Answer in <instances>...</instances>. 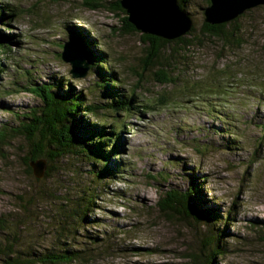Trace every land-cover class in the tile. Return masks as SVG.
<instances>
[{
  "label": "rangeland",
  "instance_id": "obj_1",
  "mask_svg": "<svg viewBox=\"0 0 264 264\" xmlns=\"http://www.w3.org/2000/svg\"><path fill=\"white\" fill-rule=\"evenodd\" d=\"M104 2L107 6L96 10L84 0H0L5 19L0 32L16 34L11 48L0 50V83L13 91L8 101L0 94L13 108H0V123L10 117L33 129L42 102L26 87L51 83L58 91L63 79L56 77L63 75L82 87L88 106H97L86 117L115 123L114 136L120 125L114 113H129L128 128L118 137L119 162L93 163L94 169H119L122 177L99 178L90 188L80 183L95 175L81 158L91 150L85 137L81 144L57 143L58 154L73 152L57 161L58 169L52 166L53 177L39 179L27 164L34 144L10 131V140L0 143L5 155L0 157V264L23 247L34 261L23 264L45 261L60 250L84 253L73 264L104 258L107 263V257L112 264H194V256L205 257L215 243L224 252L215 256V264H264V6L240 17L241 31L227 41L200 32L206 7L200 13L194 5L196 30L190 40L167 43L156 58L144 32L126 29L128 13L110 10L116 0ZM81 35L97 43L93 55L103 53L107 64L101 71L115 75L117 85L98 77L99 63L90 56L92 75L73 78L61 47ZM116 94L129 101L125 109L106 108L107 101H119ZM14 109L29 118L12 116ZM83 120H75L74 136ZM99 132L108 137L105 127ZM99 132L93 133V147L101 143L100 153H106L115 141ZM123 161L128 164H119ZM56 181L69 189V198L83 197L87 188L81 224L82 217L58 216V206L48 208L47 194H54ZM195 188L189 198L185 191ZM169 189L185 194L187 205L178 207L182 215L158 204ZM65 205L59 207L62 215ZM202 206L214 213L207 216Z\"/></svg>",
  "mask_w": 264,
  "mask_h": 264
},
{
  "label": "trees",
  "instance_id": "obj_2",
  "mask_svg": "<svg viewBox=\"0 0 264 264\" xmlns=\"http://www.w3.org/2000/svg\"><path fill=\"white\" fill-rule=\"evenodd\" d=\"M84 1H85V5L92 7L93 9H96V10L100 9V8H104L107 6V4H105L104 0H84ZM179 1H180V5L184 11H186V8L188 9V11H186V13L189 16H191L194 21H195L196 13L191 10L192 6L195 5L196 8L198 9V11L200 13H202L203 9L207 5L210 6L212 4L211 0H205L204 3H201V2L195 3V0H179ZM111 3H113V2H111ZM262 6H264V4L259 5V6L254 7V8H251V9H248L245 11V13H243L239 17H237L231 21L225 22V23L211 24V23H208L205 21L203 28L200 30V32L204 35L221 37L224 40L230 41L233 37L236 36L237 33H239L241 31V27L237 26V21L240 19V17H242L243 15L252 11L253 9L259 8ZM1 7H2V11L9 12L8 11L9 8L5 4H2ZM108 7L113 12H123V13L127 12V10L123 7V5L121 3V0H116V2H114V6L109 5ZM0 14H1V11H0ZM124 19L127 21V23H125L127 30H129L131 32L139 31V29H137V27L133 23L130 22L129 16H126ZM1 20L3 21L5 19L3 16L0 15V21ZM235 29H236V31H235ZM195 30H196V27L192 26L190 31L185 36L180 37L176 40H168L164 37H158V36H155L152 34L143 33V36L150 38V39H148V41L143 38V41L146 43H148V42L152 43V46H151L152 57L157 58L167 43L188 42L190 39L187 36L192 34ZM3 34H4L3 32H0V38L3 36ZM151 39H158V40H155V42H153ZM159 40H160V42H159ZM11 42H12V39L3 38V40L0 41V50H8L9 48H11V46L9 45V43H11ZM90 44H91V46L94 45V43H90ZM3 46L4 47L6 46V47L4 49H1V48H3ZM87 52H88V55L95 60L96 64L99 63V60L103 59L101 56H94L93 52L91 50H87ZM115 78H116L115 75H107V76H105V81H103V82H106V83H109L111 81L115 82ZM26 88L29 90V92H31L34 95H36L37 97H39L40 103L42 102V105L40 107L39 117L36 120H34V122H32V120H31V124H33L34 126L35 125L39 126V131L41 132L43 139H47V142H45V144H47V143L50 144L51 141L55 142L56 140L59 143H61L63 146H67L66 144L70 145L73 142L78 143L77 137L73 135L74 130L77 127V123L74 124L76 117L72 116L70 114H66V113H68V111L66 109L64 110L63 106L68 102V100H76L77 98H79V93H76V95H74V96L69 94V97L67 96V98H66V97H64V95H60V93H58L59 91H56L55 86L51 83H44V84L26 87ZM116 95L120 99H119V101H117L116 103L113 104V107L118 109V110L125 109L129 105V101L127 99H123L122 96L119 94H116ZM96 108H97L96 105H89L88 106V110L93 111ZM73 109H75V108L73 107ZM49 112H51L52 114ZM62 113H65V114H62ZM73 118H75V119L73 120ZM49 123H51V125H48ZM69 131H71V132L68 133ZM97 134L101 138L104 137L105 139H107L109 141H116L115 144L117 147L120 144L118 136L117 135L114 136L115 133L112 134L111 140L109 139V137L105 136L103 134V132H99ZM63 140L66 142H69V143H63ZM93 148L97 152H100L103 150V146L101 145V143L97 144L98 149H95V145ZM42 153H43L42 146L34 145V151L29 155V160H36L38 157L41 156ZM54 156H55V153H54ZM57 157L59 159H63V156L61 154H59V155L57 154ZM100 171H102V170H100ZM96 172H97V170H96ZM50 174H52L51 171H49L47 173L48 177L50 176ZM203 179L204 178H202V179L200 178L201 181H203ZM52 188L56 194H58L62 199H64L66 201L68 207L71 209V211L74 214H79L81 212V210L84 211L85 202L83 201V205H82V203L79 200V196L77 197L79 201L76 198H73L70 200V198L68 197L69 189L66 188L63 184H60L58 181H56V184L52 185ZM196 190H197L196 188L195 189H189V190H186L185 193L190 198L193 194L196 193ZM83 192H84L83 198H85L86 193H87V188L83 189ZM180 192H181V189H179V190L178 189L167 190L165 195L163 197H161V199L159 200L158 204L163 209L173 210L177 214L182 215L184 210L180 209L178 207H185L187 205V199H186L185 194H181ZM47 195L50 196L52 194L48 193ZM95 195H96V192H95ZM209 212L214 213V211H212V210H209ZM81 217H82V219H81L79 224H81V222L84 219H86V213H84V215H82ZM0 224L3 225L4 223L0 222ZM0 247H2L1 244H0ZM210 247H211V244H210ZM24 248L25 247L20 249L19 254L16 256H13V254H11V253L7 254V256L9 258L6 259L5 264H11V263L23 264L25 261H29L30 263H32V260L28 259L29 255L31 253V250H29L28 252H24L23 251ZM3 249L5 251H7L5 246H3ZM55 250L58 251L57 248H55ZM220 250H223V247L221 246V244L215 243L214 246L211 247L209 254L206 255L205 257H203L202 259H199L200 260L199 264H215V256L218 254L221 255L222 253H224V252L219 253ZM58 252L59 253H57V254H55V253L48 254L46 256V259H44L45 261H43V260H39V261L47 262L48 264H57V263L73 264L74 262L77 261V259H81V251H71L68 253H64V250H60ZM20 254L23 256H21ZM4 258H3V260H4ZM39 261L36 264H41ZM33 263H34V261H33Z\"/></svg>",
  "mask_w": 264,
  "mask_h": 264
},
{
  "label": "bare ground",
  "instance_id": "obj_3",
  "mask_svg": "<svg viewBox=\"0 0 264 264\" xmlns=\"http://www.w3.org/2000/svg\"><path fill=\"white\" fill-rule=\"evenodd\" d=\"M164 0H160L158 3L154 4L153 6H158L161 5L163 3ZM1 11V10H0ZM186 11H188V9L186 8ZM155 19L156 21L159 23V25L170 29L172 27H174V24H172V22L170 20L167 19L166 16L164 15H160V14H155ZM16 37V34H14V32L9 31L6 34H3V36L0 38V41L3 40V38L5 39H13ZM91 38V36H90ZM90 38H86L85 35H81L78 37V40L82 41L83 47H84V52L86 51L85 47L87 49H90L91 51H93V47L91 46L90 43H95V45H97L96 42H92L90 40ZM86 39V41H85ZM88 39V40H87ZM9 45H11V43H9ZM98 47V46H97ZM99 49V48H98ZM100 51V49H99ZM102 53V52H101ZM102 60H99V64H98V77L100 79L105 78V73H103V71H101V69H103L107 62L105 60V57L102 53ZM67 63L71 64V69H73V63L70 61H65ZM87 70L85 71L83 77L86 80L88 76L92 75V70L90 68H86ZM62 77L63 81L61 83V86L58 89V93H60V95H64V97L67 98V96L69 97V94L74 96L76 95V91L77 93L79 92V98H77L76 100H68V102L63 106V109L67 110L68 113L66 114H70L72 116H75L76 119L79 117H82V119H84L83 121L85 122L84 126H81L77 133H76V137H77V142L79 144H81V139L83 137H85V139L88 141L89 146H90V154H83V156H81V158L84 160V162L88 165V168L90 169L89 171L93 170L95 168V165L93 163L98 164L97 160L99 159H103L109 163H114L117 164L119 162V157H116V154H118V151H120V147H117L114 143L113 145L108 148V151L106 153H100L94 150L93 148V144H94V136L93 133L94 132H99L102 131V127L106 128L107 134L109 139L111 140L112 137V132L114 131V127H115V123L113 122H108V121H102V122H98V121H94L91 119H88L86 117V112H90L92 110H88V105L86 103V101L84 100V96H86V94L84 93L82 87H80L79 85H77L76 83H74L71 79H69L68 77H66L65 75L63 76H57L56 78H60ZM55 80V75H52V81ZM96 83L99 84L98 81H96ZM101 85V84H100ZM117 85V83H116ZM115 85V86H116ZM74 88H78V89H74ZM57 91V90H56ZM13 91L11 89V87H9V85L6 84V82L0 83V94L4 95V98L6 99L7 94H12ZM111 94H113L112 92H109ZM117 99H120L119 97ZM7 100V99H6ZM8 101V100H7ZM107 106L106 108H113V104L110 103V101H107L105 103ZM73 107L75 109H73ZM0 108H11L13 109L9 103L5 104L3 101H1L0 99ZM40 113V110H39ZM51 113V112H49ZM52 114V113H51ZM65 114V113H62ZM19 116V117H24V118H29L26 115H23V113L21 111H16L15 109L12 110V116ZM116 120H118L119 122V129H118V133L117 136L119 138H121V135H123V130L128 128V123H127V119L129 118V113L128 112H124L123 114L114 113ZM71 117V116H70ZM38 117H33L34 120H36ZM75 118H73L74 120ZM78 121H75V123H77ZM48 125H51V123H49ZM225 126V125H224ZM76 129V128H75ZM14 132L18 137L24 139L26 142L28 143H32L34 145H40L42 146L43 149V153L41 154V156L39 158L41 159H45L46 161V165H47V172L51 171L52 166L55 167V169H58L59 167H57V161L59 160V158L57 157L59 148H55V146L57 145V143H59L57 140L55 142L51 141L50 144H45V142H47V139H43V136L41 134V132L39 131V126H34L33 129L30 128V126H25L21 123L16 122L15 120H13L10 117L5 118V121L3 123H0V143L1 142H7L8 140H10V136L12 135V132ZM71 131H69L68 133H70ZM117 132V131H116ZM1 133H5V136L2 135ZM35 134H38V137L35 138ZM63 143H69L63 140ZM61 144V143H59ZM62 145V144H61ZM68 145V144H66ZM121 145V143H120ZM48 150H53L55 153V156L53 154L48 153ZM70 152H73L71 150H66L65 152H63L61 155L63 156L64 160H67L68 155ZM59 155V154H58ZM0 157H5L4 153L2 151H0ZM74 160V159H72ZM124 163H119L122 164L124 166V164H128V162L123 161ZM105 163V162H104ZM65 168H67V165L64 164L63 165ZM107 165H99L98 167H96V169H94L93 172H97L95 173V175L92 176V180L91 177H83L81 180V185L84 187H94L96 185V182L99 178H102L103 180H107L109 181V175L112 176H120L122 177V173L119 171V169H115V170H109L106 169ZM110 166V165H109ZM29 169H33L31 167V165H28ZM105 169V170H102ZM99 170V171H98ZM102 170V171H100ZM53 174H50L49 178L53 177ZM51 190L53 191L54 194L49 196V207L48 208H54L55 206H58V209H56V214L58 216H68V217H81L82 215H84V213H86V198L80 197L79 199H81L82 201V205H83V201L85 202V206H84V211L81 210V212L79 214H74L71 209L68 207V205L64 206V215H62V212L60 210V204H66V201L64 199H62L58 194H56L53 190V188H51ZM69 195V193H68ZM66 197V196H65ZM214 197H217L216 194L214 195ZM67 198V197H66ZM71 199L76 198V196L70 197ZM194 201V204L196 206H201L195 199L194 197L192 198ZM78 200V199H77ZM147 200V199H146ZM204 208V212L207 216H210V212L209 210L202 206ZM87 208L88 211L91 212L92 211V202L87 199ZM184 221H182L183 223ZM183 227L191 234L194 242L196 243L195 239H194V234L189 227L186 226V224H183ZM226 240L224 238H221V243H224ZM24 252H26L25 250H23ZM21 255V254H20ZM23 256V255H21ZM155 258L160 257V255H155L153 256ZM108 261L107 263H104V261L106 260V258L98 261L96 264H112L111 262V258L107 257ZM194 260L195 263H198L199 258L197 259L196 256H194ZM41 264H48L47 262H42L39 261ZM33 263V261H32Z\"/></svg>",
  "mask_w": 264,
  "mask_h": 264
},
{
  "label": "water",
  "instance_id": "obj_4",
  "mask_svg": "<svg viewBox=\"0 0 264 264\" xmlns=\"http://www.w3.org/2000/svg\"><path fill=\"white\" fill-rule=\"evenodd\" d=\"M160 0H121L127 10L129 20L137 29L146 33L162 36L169 40L178 39L187 34L194 22L180 5L179 0H164L161 5L153 6ZM212 4L205 9V20L211 24H220L231 21L246 10L264 4V0H211ZM155 14L164 15L174 24L167 29L156 21ZM62 59L73 63L72 74L74 78L83 77L86 68H90L88 53L77 42H65L62 45ZM28 165L34 170V175L39 178H47V165L45 159L37 158L29 160ZM47 175V176H46ZM198 242V238H195ZM76 251L70 250L65 253ZM209 254V252H208ZM207 254V255H208ZM84 253L81 251V257ZM202 259V258H201ZM200 263V260L197 264Z\"/></svg>",
  "mask_w": 264,
  "mask_h": 264
},
{
  "label": "clouds",
  "instance_id": "obj_5",
  "mask_svg": "<svg viewBox=\"0 0 264 264\" xmlns=\"http://www.w3.org/2000/svg\"><path fill=\"white\" fill-rule=\"evenodd\" d=\"M1 21H2V20H1ZM1 21H0V22H1ZM168 40H169V39H168ZM61 56H62V55H61ZM64 61H65V60H64ZM71 73H72V70H71ZM72 76H73V74H72ZM78 78H84V77H78Z\"/></svg>",
  "mask_w": 264,
  "mask_h": 264
}]
</instances>
